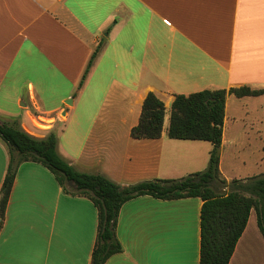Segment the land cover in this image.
<instances>
[{
    "label": "crops",
    "instance_id": "1",
    "mask_svg": "<svg viewBox=\"0 0 264 264\" xmlns=\"http://www.w3.org/2000/svg\"><path fill=\"white\" fill-rule=\"evenodd\" d=\"M244 86L264 89V0H0V119L86 129L74 135L77 150L62 154L79 172L123 186L197 173L205 142L168 138L169 118L160 139L131 137L145 99L153 93L169 107L176 95ZM233 99L264 95H228L221 151ZM28 112L37 113L34 122ZM8 165L0 140V191ZM202 205L200 198L127 202L116 230L123 252L106 264H200ZM250 219L230 264L247 254ZM1 223L0 264H91L95 206L65 194L40 164L19 167Z\"/></svg>",
    "mask_w": 264,
    "mask_h": 264
},
{
    "label": "trees",
    "instance_id": "2",
    "mask_svg": "<svg viewBox=\"0 0 264 264\" xmlns=\"http://www.w3.org/2000/svg\"><path fill=\"white\" fill-rule=\"evenodd\" d=\"M102 46L101 43L94 50L78 90L83 87ZM228 95L259 97L264 95V89L247 86L230 90L206 89L176 95L171 103L168 138L211 143L213 148L205 171L179 179H155L129 186L120 185L103 174L77 171L60 154L55 130L44 139H36L19 126L17 119L12 123L0 119V140L9 153V165L0 191V220L3 223L5 219L19 167L28 162L36 163L54 175L65 194L86 198L95 206L98 225L91 264H106L112 256L123 252L116 233L120 210L127 202L143 196L164 201L200 198L203 202L200 264H230L253 211L264 238V175L235 179L231 183L222 177L220 160ZM165 115L164 102L150 93L142 106L138 125L131 130V137L135 140L160 139ZM226 188L228 191L223 192Z\"/></svg>",
    "mask_w": 264,
    "mask_h": 264
},
{
    "label": "rangeland",
    "instance_id": "3",
    "mask_svg": "<svg viewBox=\"0 0 264 264\" xmlns=\"http://www.w3.org/2000/svg\"><path fill=\"white\" fill-rule=\"evenodd\" d=\"M233 101H237L233 99ZM234 105L230 102L228 125L225 131L226 143L221 151L220 171L222 177L227 179L228 183L233 180L250 179L264 175V100L254 99L251 102L246 100L237 101ZM69 106V105H68ZM166 115L170 117L171 105H165ZM37 115V113H34ZM28 112L27 119L35 121L36 116ZM44 116V115H42ZM105 118L106 112L102 114ZM237 118L234 122L232 118ZM26 119V120H27ZM64 121V116L61 119ZM50 124L47 120L39 119V122L33 123L34 128L29 127L28 122L20 123L24 131L36 139H44L48 134L55 130L58 133V150L62 154L73 153L79 147V141L74 135L82 136L86 129H78L74 134L66 129L62 123L48 130L46 125ZM205 151L201 150L199 155L204 158V164L199 165L198 172H203L208 168L209 157L206 150L212 149V144L205 142L203 144ZM63 152V153H62ZM179 179V178H177ZM227 192L228 189H223ZM256 215L250 219L249 230L242 247L247 254L243 257L242 264H257L264 258V239L261 236L257 224Z\"/></svg>",
    "mask_w": 264,
    "mask_h": 264
},
{
    "label": "water",
    "instance_id": "4",
    "mask_svg": "<svg viewBox=\"0 0 264 264\" xmlns=\"http://www.w3.org/2000/svg\"><path fill=\"white\" fill-rule=\"evenodd\" d=\"M67 104H68V105H72V100H68V101H67ZM70 184L72 185V183H70Z\"/></svg>",
    "mask_w": 264,
    "mask_h": 264
}]
</instances>
